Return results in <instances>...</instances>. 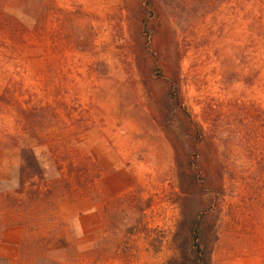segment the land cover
Listing matches in <instances>:
<instances>
[{
  "label": "rangeland",
  "instance_id": "obj_1",
  "mask_svg": "<svg viewBox=\"0 0 264 264\" xmlns=\"http://www.w3.org/2000/svg\"><path fill=\"white\" fill-rule=\"evenodd\" d=\"M20 1L11 0L10 13L33 28ZM53 2L37 58L0 63V98L8 93L0 101V234L28 225L16 264L177 260L180 223L214 199L211 187L190 185L189 165L200 154L209 183L219 163L226 174L212 264H264L262 6ZM144 9L156 16L144 19ZM17 137L52 191L35 203L28 200L39 182L32 174L25 194L16 193L23 166ZM63 237L71 249L62 253L39 243L48 239L52 248Z\"/></svg>",
  "mask_w": 264,
  "mask_h": 264
},
{
  "label": "trees",
  "instance_id": "obj_2",
  "mask_svg": "<svg viewBox=\"0 0 264 264\" xmlns=\"http://www.w3.org/2000/svg\"><path fill=\"white\" fill-rule=\"evenodd\" d=\"M246 1H255L258 5L262 6L261 9H264V0ZM148 2L149 6H151V2H155V0H148ZM19 3L22 5V8L27 11L29 17L34 20L35 26L33 28L24 27L21 23L15 20L10 13L11 0H0V63H11L13 61L27 63L37 58L35 57V52L41 48L43 43L41 24L46 17H51L56 11L53 0H21ZM143 11L144 19H148L153 15L156 16L155 13H148L149 9H144ZM159 16L161 15L159 14ZM4 97H8V93ZM3 98H0V101H2ZM196 128L197 129H191L190 127V130L191 136L197 140L194 148L197 152H200L199 139L200 136H202V131L198 125ZM13 141L15 144L14 146L21 149L23 159L21 184L16 193L19 196L25 194L27 188L25 179L26 175L32 174L33 178H37L39 182L31 185V189L34 191L30 192V197H28L29 202L35 203L42 194L51 195L52 191L47 189L45 185V171L41 167L33 150L29 148L22 138L17 137L13 139ZM200 159L201 154L195 156V163L191 162L189 165L191 167L190 185L192 188L199 187L201 189L211 187L213 189L212 193L214 199H210L209 201H206V203H203L198 213L193 217L185 218L180 223L179 232L176 237L177 240L180 236L182 237L181 243L178 245L180 255L177 260H169L167 264H212V256L215 246L220 241V231L225 211L221 201L225 195L224 183L226 174L224 173V165L223 163H219L215 181L210 179L209 183V179L206 178L209 173L206 171L203 161H200ZM58 165L60 166L59 171H61L62 167L60 163H58ZM85 170L86 168L83 171ZM33 178H30L29 180H32ZM20 204H22L21 201L17 202L14 206L20 208ZM17 225L25 230L28 228V225L23 223ZM61 226L64 225H60V228ZM3 230L1 231V234ZM39 243L42 245L46 244L47 249L59 253L71 249L65 238L62 239L60 243L58 241V243L52 248L49 247L51 241L48 239ZM74 249L76 250V247ZM75 254L77 255V253ZM76 255L73 257L70 255V259L76 260L78 258ZM0 264H12V262L0 257Z\"/></svg>",
  "mask_w": 264,
  "mask_h": 264
},
{
  "label": "crops",
  "instance_id": "obj_3",
  "mask_svg": "<svg viewBox=\"0 0 264 264\" xmlns=\"http://www.w3.org/2000/svg\"><path fill=\"white\" fill-rule=\"evenodd\" d=\"M73 207H76V203H74ZM82 217L80 216L81 219ZM24 240V229L22 227L12 225L5 228L0 238V257L11 261L12 264H16L19 254H21L20 247Z\"/></svg>",
  "mask_w": 264,
  "mask_h": 264
}]
</instances>
